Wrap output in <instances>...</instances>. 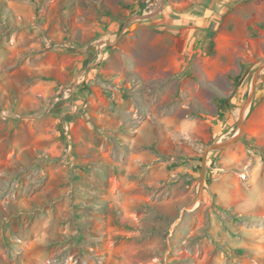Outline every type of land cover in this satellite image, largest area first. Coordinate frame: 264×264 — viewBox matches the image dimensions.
<instances>
[{
	"label": "rangeland",
	"instance_id": "1",
	"mask_svg": "<svg viewBox=\"0 0 264 264\" xmlns=\"http://www.w3.org/2000/svg\"><path fill=\"white\" fill-rule=\"evenodd\" d=\"M56 1L0 0V48L2 36L23 33L17 7L25 2L29 8L25 18L50 20L43 30L46 35L57 31L66 36L65 47L97 38L90 48L100 58L101 68L110 70L101 73L99 80L101 111L107 116L93 123L88 149L98 153L101 167L78 160L80 154L65 127L54 139L48 124L39 140L41 147L29 145L35 129L29 113L37 115L41 110L27 109L34 104L30 97L46 98L52 110L65 102L48 93L47 75L29 74V65L39 69L56 65L68 94L71 86L64 79L72 59L51 55L37 59L36 65L20 60L17 67L25 62L27 66L11 69L20 74L18 81L10 83L20 98L12 93L7 106L0 107V149L5 152L14 145L19 149L12 138L17 131L23 145L18 155L11 153L15 157L6 160L7 165H0V264H222V260L226 264L227 256L219 259V254L227 241L220 238L221 233L211 239L210 231L214 218L226 231V218L235 215L221 210L209 190L205 193L206 182L219 177L221 166L226 165L219 159L227 157L229 150L236 153L228 160L244 158L249 163L236 170L237 179L252 183L258 171L264 174V67L245 113L241 139L225 149L209 151L205 160L204 152L215 137L223 135L221 141H225L239 130L241 108L253 90L258 68L264 66V0H230L228 10L218 12L217 26L204 28L203 36L190 34L195 42L199 39L192 49L196 53L185 52L183 30L172 39V32L154 23L162 13V0H151L150 8H146L147 0H122L123 11H111L122 18L119 25L104 24L101 32L95 27L110 19V12L101 9V0ZM76 1L78 10L72 5ZM178 1L182 5L173 8L189 7L190 20L200 14L197 0ZM58 20L60 27H56ZM43 30L39 35L45 38ZM119 84L122 88L116 89ZM119 89L123 96L116 102ZM139 125L143 139L139 144L135 140V151L153 150L157 161L132 159L127 140L132 126ZM80 145L81 153H87L83 142ZM129 162L139 170L138 174L132 171V177L142 183L127 187L133 200L120 204L115 191L119 179H126ZM195 203L197 208L187 213ZM248 218L256 230L263 229L256 234L263 246L254 244L244 252L248 257L239 254L237 264H264V212Z\"/></svg>",
	"mask_w": 264,
	"mask_h": 264
},
{
	"label": "crops",
	"instance_id": "2",
	"mask_svg": "<svg viewBox=\"0 0 264 264\" xmlns=\"http://www.w3.org/2000/svg\"><path fill=\"white\" fill-rule=\"evenodd\" d=\"M122 0H101V9L108 10L109 13V22H103L101 26H96V31L101 32V27H104V24L110 26H117L118 23L121 21V19H118L117 15L114 17L113 12H121L123 9L121 8V2ZM184 1V0H183ZM53 3H57L56 0H52ZM159 2V1H157ZM73 3V0H72ZM160 3V2H159ZM158 3V5H159ZM167 4L165 6V4ZM183 3V2H182ZM27 3L25 2L22 4V7H17V14L19 17V20H17V23L21 25L22 27L20 30H23V33H19V31L12 33L11 35H4L1 38V48H0V107L7 106V102L9 101V96L16 92V90H12L10 87L11 81H18V75L20 73L14 74L16 72H12L11 69L15 68H25L27 66V63L25 62V65H21V67H17V63L20 62V60H28L31 61L36 65L37 59L46 58V56L53 55L54 58L61 57L64 58H71L72 62L71 65L66 68V72H68V78L64 79L66 84H70L71 88L68 89L69 93H64L63 87V79L61 76H59V70L56 65L55 67L50 66H43V67H35L32 65H29L32 67V70H28L29 74L32 73L40 74L43 76L49 77V91L51 95H54V99H63L65 102H60L56 108L52 110V105L50 103L46 102V98L43 100V97L40 96L39 100L35 96H31V102L34 104H31L27 109H32V112H35L36 109H41L40 111H36L35 113L37 115H33L32 113H29L30 117H34L33 120H31V123H35V129L33 132H31V136L33 138V141L29 143V145L40 146L41 143L39 140H41L42 134L45 133V130L49 124L51 130L53 129V133H51V136H53L54 139H56L57 136H55V133L58 132L61 129L67 130L68 135L73 138V143L75 142V147L77 154H80V158L78 159L80 162L83 161L85 164H91L90 166H99L101 167V160L98 157V153L94 151L93 147H88L92 145V139H90V132L92 133L93 128L95 127L93 125L97 124V122H101V118H104L107 116L106 112L101 111V87H100V77L101 73H109V69H106L104 67L101 68V62L100 58H95L96 52L93 50V48H90V44L97 41V38H94L92 41H83L80 42L75 41L73 42V46H64L63 40L64 37L57 34V31L54 32L55 34H52L51 32H48L46 35V31L43 30V26L49 27L51 25L50 20L46 21V19H40L39 22H34L31 19H26L25 17L28 16V14L25 12V10L29 9L26 8ZM80 2L76 1V3L72 5H76V10H78ZM182 5L178 0H162L160 4V10L162 11L161 14L156 15L154 20V23H156L161 29H165L167 31L172 32L174 35L171 37L172 39L177 36L178 33H181V30H183V33H186V37L184 36L181 40V44L183 45V48L185 49L186 53H196L197 51L192 50L193 46L195 44H198V40L196 42L194 41V38L190 36V34H197L196 35H206L207 31L205 30L208 27H211L214 23L215 26L219 22V18L221 17L222 11L228 10V5L230 6V0H197L195 3V6L201 10L200 14H196L193 21L190 20V13L191 9L189 7H183L181 10L178 8H173V6ZM164 5V6H163ZM209 7V8H208ZM80 9V8H79ZM23 10V13H20ZM160 11V12H161ZM199 12V11H198ZM125 13V12H123ZM201 13L203 15H201ZM195 15V13H193ZM200 15V19H196ZM24 17V18H23ZM216 17V18H214ZM46 18V17H44ZM42 20V21H41ZM74 21H77V23H82L81 20L75 19ZM56 22V21H55ZM153 22V21H152ZM124 25V24H123ZM212 26V27H215ZM56 27H60L59 20L56 22ZM205 28V29H204ZM36 30V31H35ZM39 30L44 31V37L42 38L39 35ZM42 32V31H41ZM34 34V35H32ZM95 35V34H94ZM93 35V36H94ZM25 36V40H23V37ZM120 36V34H119ZM118 36V37H119ZM101 38V37H100ZM178 38V37H175ZM52 40V41H51ZM88 40V39H86ZM211 42V40H209ZM53 44V47L50 45ZM57 48H62L56 50ZM208 44V43H207ZM65 47V48H64ZM51 48V49H50ZM206 48V45H205ZM208 48V46H207ZM201 49H199L200 51ZM53 53V54H52ZM163 53V52H162ZM112 60V59H111ZM12 64V65H11ZM24 74V72H23ZM46 76V77H47ZM119 78V76H117ZM117 78V79H118ZM97 80L95 83L94 80ZM67 80V81H66ZM122 88V86L119 84V86H115ZM32 90V89H31ZM121 89L118 91L120 92ZM25 91V90H24ZM122 91V90H121ZM100 92V93H99ZM61 93L60 96L57 94ZM33 95V94H32ZM96 95V96H95ZM15 96L17 98H20L18 96V93H15ZM123 94L120 92V94L117 96L116 102H119L122 98ZM51 97V96H49ZM68 97V98H65ZM50 104V105H48ZM26 104L23 103V106ZM56 105V104H55ZM54 105V106H55ZM65 105V108L63 107ZM48 106V108H47ZM100 108H99V107ZM43 108V109H42ZM47 109V110H46ZM85 113V114H84ZM83 114V115H82ZM80 124H84L85 126H82V129L80 127ZM85 128V130H83ZM143 127L140 125L138 127L132 126L131 128V136L128 137L129 139L127 142L129 143V147L132 155V159L137 163L138 161H145L146 159L151 161H157V156L155 153H153V150H147V151H135L137 149L136 145V139H138V144L142 142L141 139H143ZM85 131V132H84ZM139 133V134H138ZM142 133V134H141ZM12 138L14 139V142L17 144L19 149L22 150L23 145H20V134L17 131L16 133H12ZM45 135V134H44ZM133 137V138H132ZM224 138L223 135L215 137V142H219ZM83 142L84 147L88 149V152L85 154H82L79 150L82 145H80ZM80 142V143H79ZM88 145V146H87ZM80 148H77L79 147ZM85 148V149H86ZM18 148L15 149V145L10 148V150L6 149L4 152V149L2 152L0 151V159L2 162L1 164L7 165L8 162L6 160L13 159L15 155L12 157L11 153L15 152L17 155L19 154ZM146 150V149H145ZM99 151V150H98ZM24 151H21L22 153ZM133 152V153H132ZM230 153L227 155V157H220V161L224 162L226 165H222L223 168L222 172H219L217 176L215 177L213 182L210 184L206 182V189L205 193L210 191V193L214 194L215 196V203L216 205L223 211H230L235 216L229 217L227 219V228L226 231H224V227L221 226V223L217 219H213V228L210 231L211 239L213 238L216 240L219 233H221L220 238L225 239L227 241L226 246L224 249H222L219 254V259H222V255L224 254V257L226 258V264H237L239 262V254H245L248 249H251L250 247H253L254 244H257L259 247H262V238L260 240L259 238H256V234L262 233L261 229L256 230V225H253L250 223L249 216L253 214L263 213L264 212V174L261 172H257L255 174L254 179H252V183H248V181L237 179L234 175L236 170L238 169H244V167H248L249 163L245 161L244 158H242L241 161H230L228 160V157L232 154H235L236 152L229 150ZM4 154V156H3ZM90 155V156H89ZM6 156V159H5ZM12 157V158H11ZM150 157V159H148ZM77 160V161H78ZM258 160V159H257ZM78 161V162H79ZM122 162V161H120ZM149 163V162H147ZM121 164V163H120ZM251 165V163H250ZM87 166V165H86ZM129 166L128 170L126 169V173H124L126 179L124 178V182L119 179L118 188L115 191V196L119 197V203L123 204L128 202V198H131L133 200V196L131 194V190H127L126 188H132V187H139L142 183L135 177H132V171H135L134 174H138L139 170L132 165L131 162L125 164V168ZM133 166V170L130 169V167ZM138 166V165H137ZM149 167L148 165H146ZM231 168V170L229 169ZM145 168L142 166V170ZM147 169V168H146ZM219 170L221 168H218ZM231 171V174L229 173ZM122 178V176H120ZM134 178V179H133ZM254 190V191H253ZM256 190V191H255ZM204 199H207V195H204ZM196 204V203H195ZM257 205V206H256ZM197 204L192 207V209L189 210L187 213H192L191 211H194V209L197 208ZM248 206V207H247ZM137 216L139 213H136ZM192 214H189V216ZM238 216L240 218H238ZM190 219V218H189ZM188 219V220H189ZM250 222H248V221ZM261 231V232H260ZM259 232V233H258ZM213 236V237H212ZM258 247V248H259ZM214 248H217V244H214ZM261 249V248H260ZM247 256L248 255H244ZM223 264V260L221 261Z\"/></svg>",
	"mask_w": 264,
	"mask_h": 264
},
{
	"label": "water",
	"instance_id": "3",
	"mask_svg": "<svg viewBox=\"0 0 264 264\" xmlns=\"http://www.w3.org/2000/svg\"><path fill=\"white\" fill-rule=\"evenodd\" d=\"M263 67L264 66H260L258 68V70L256 72L255 79H254V83H253V90H252L251 94L249 95L248 100L245 102V104L241 108V112H240V116H239V130L233 135L232 138L225 140V141L215 142L210 147L206 148V150L204 152V160L206 159L207 153L209 151L225 149V148L231 146L232 144H234L235 142H237L239 139H241V137L243 135V123H244L245 112H246L251 100H253V96L255 93V87H256V80H257V77H258V75L261 72Z\"/></svg>",
	"mask_w": 264,
	"mask_h": 264
},
{
	"label": "built area",
	"instance_id": "4",
	"mask_svg": "<svg viewBox=\"0 0 264 264\" xmlns=\"http://www.w3.org/2000/svg\"><path fill=\"white\" fill-rule=\"evenodd\" d=\"M151 4H152L151 0H147V6H146V8H150Z\"/></svg>",
	"mask_w": 264,
	"mask_h": 264
},
{
	"label": "bare ground",
	"instance_id": "5",
	"mask_svg": "<svg viewBox=\"0 0 264 264\" xmlns=\"http://www.w3.org/2000/svg\"><path fill=\"white\" fill-rule=\"evenodd\" d=\"M247 111H248V109L246 110V112H247ZM246 112H245V113H246Z\"/></svg>",
	"mask_w": 264,
	"mask_h": 264
}]
</instances>
